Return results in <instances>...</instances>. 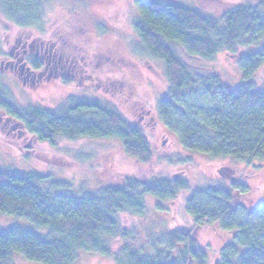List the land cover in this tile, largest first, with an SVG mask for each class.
<instances>
[{"label":"trees","instance_id":"1","mask_svg":"<svg viewBox=\"0 0 264 264\" xmlns=\"http://www.w3.org/2000/svg\"><path fill=\"white\" fill-rule=\"evenodd\" d=\"M51 1L0 0V13L16 27L43 31ZM134 3L139 14L133 24L135 48L141 58L164 63L168 95L158 115L179 145L213 158L264 163V91H255L251 82L264 66V0H247L218 16L171 1ZM2 47L0 41V56ZM239 49L246 52L239 54ZM221 52L237 60L242 72L244 84L235 90L215 70L184 60L185 55L211 62ZM41 65L35 63L36 68ZM200 101L214 104L204 108ZM0 112L53 147L58 137L88 139L119 147L143 166L155 158L144 130L99 101L70 98L62 110L29 108L19 105L0 80ZM188 189L178 178L127 176L100 188L97 195L75 196L70 183L43 172L24 176L0 167V215L28 220L37 228L0 229V264H14L19 255L32 264H74L81 252L113 258L116 264H208L195 238V231L208 225L232 236L217 264H264V205L251 211L243 206L240 197L247 188L239 182L195 190L186 201L193 227L171 233L167 252L147 255L127 243L131 235L119 220L121 214L143 217L149 199L162 209L161 203L178 200Z\"/></svg>","mask_w":264,"mask_h":264},{"label":"rangeland","instance_id":"2","mask_svg":"<svg viewBox=\"0 0 264 264\" xmlns=\"http://www.w3.org/2000/svg\"><path fill=\"white\" fill-rule=\"evenodd\" d=\"M164 1L186 4L218 16L247 0ZM51 2L43 31L16 27L0 13V41L3 43L1 82L9 88L19 105L29 108L62 110L70 98L99 101L114 107L124 118L144 130L153 146L155 158L152 164L143 166L127 157L119 147L88 139L71 141L58 137L53 147L29 134L21 123L11 130L13 122L7 123L9 118L0 112L1 168L24 176L34 170L43 172L54 180L70 183V193L75 196L97 195L100 188L121 183L127 176L185 180L189 189L183 191L178 200L161 203L162 209L156 207L155 200L149 199L145 216L120 215L123 228L131 235L127 243L147 255L156 251L167 252L171 233L189 231L193 227L192 218L186 212V201L195 190L211 183H242L247 192L241 195V204L249 211L264 205V163L255 161L248 164L189 152L179 145L177 137L160 120L158 106L168 95L165 67L159 60L141 58L142 52L136 50L138 39L133 32V24L139 14L134 0ZM17 41L28 47L34 43L32 49L26 48L28 52L25 54V62L32 68L37 61L42 63L36 72L41 77L34 82L26 81L24 84L25 74L20 70L13 73L6 69L4 63ZM40 44H44V53L39 52ZM14 52L20 51L14 49ZM244 52L243 49L238 50L239 54ZM52 56L54 61L61 62L63 69L58 68L57 72L50 74L45 67ZM184 60L192 67L215 70L229 89L235 90L244 84L237 60L226 52H221L211 62L185 55ZM251 82L255 91H264V66L255 73ZM213 104V101L199 102V106L204 108H211ZM13 226L37 232L36 226L28 220L0 215L1 230ZM195 238L205 250L208 264H217L221 249L232 241L231 235L220 234L210 225L198 228ZM120 243L115 244L114 249ZM181 248L174 254L177 255ZM14 264L32 263L19 255ZM74 264L116 263L113 258L81 252Z\"/></svg>","mask_w":264,"mask_h":264},{"label":"flooded vegetation","instance_id":"3","mask_svg":"<svg viewBox=\"0 0 264 264\" xmlns=\"http://www.w3.org/2000/svg\"><path fill=\"white\" fill-rule=\"evenodd\" d=\"M33 47H34V43L29 45L28 47L27 45H20V41H17L14 49L15 50L18 49L20 52L15 53L13 49L12 52L10 53V57L6 58L7 61L4 63L7 70L9 69L13 73H16L17 71L20 70L22 74L26 75L23 82L24 84L26 81L34 82L41 77V74H36L37 69L39 68H36L35 63L33 64V68H32L25 62V54L28 52L26 48L32 49ZM39 48H40L39 52L44 53L45 51L44 44H40ZM53 59L54 57L52 56L51 59L49 60L50 62L45 67L46 70H50V74H52L53 72H57L58 68L63 69L61 62L54 61ZM11 121L13 122V125L11 126V130H14L18 127V124L20 123L11 118L7 120V123Z\"/></svg>","mask_w":264,"mask_h":264}]
</instances>
